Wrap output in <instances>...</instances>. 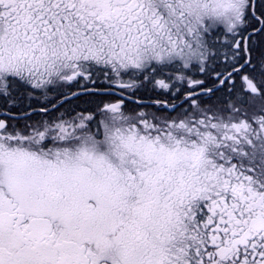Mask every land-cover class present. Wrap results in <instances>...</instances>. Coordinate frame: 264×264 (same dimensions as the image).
Listing matches in <instances>:
<instances>
[{"label":"snow or ice","instance_id":"obj_1","mask_svg":"<svg viewBox=\"0 0 264 264\" xmlns=\"http://www.w3.org/2000/svg\"><path fill=\"white\" fill-rule=\"evenodd\" d=\"M0 264H264V0H0Z\"/></svg>","mask_w":264,"mask_h":264}]
</instances>
